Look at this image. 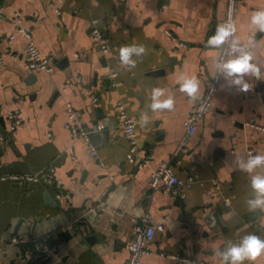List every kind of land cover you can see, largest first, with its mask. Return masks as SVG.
Instances as JSON below:
<instances>
[{
  "label": "crops",
  "instance_id": "crops-1",
  "mask_svg": "<svg viewBox=\"0 0 264 264\" xmlns=\"http://www.w3.org/2000/svg\"><path fill=\"white\" fill-rule=\"evenodd\" d=\"M226 5L227 0H0V176L53 167L60 184L0 181V264H127L133 229L146 214L163 230L148 245L145 264H222L213 248L219 252L248 232L264 237V212L247 209L253 192L249 174L240 169L249 150L264 154V131L255 127L264 128V80L246 77L251 87L243 93L223 78L212 111L199 121L188 148L180 149L187 115L215 72L220 50L206 41L223 23ZM259 9L264 0H238L235 23L237 38L253 40V61L264 67V33L250 25ZM19 19L43 56L56 62L53 72L27 69ZM93 19L110 35L106 55L92 38ZM133 43L144 44L146 52L134 67L122 65L119 50ZM113 72L117 76L110 80ZM185 74L199 80L196 99L179 87ZM154 87L161 89V101L173 100L172 109L147 107ZM118 102L136 121L140 150L134 163L127 157ZM67 103L80 110L87 129L105 127L92 142L99 158L65 127ZM9 112L23 117L14 133ZM163 162L181 179L198 176L185 198L151 189V174ZM248 220L254 224L246 225ZM39 254L48 257L33 261ZM255 264H264V256Z\"/></svg>",
  "mask_w": 264,
  "mask_h": 264
},
{
  "label": "built area",
  "instance_id": "built-area-1",
  "mask_svg": "<svg viewBox=\"0 0 264 264\" xmlns=\"http://www.w3.org/2000/svg\"><path fill=\"white\" fill-rule=\"evenodd\" d=\"M51 6L54 7L53 4ZM59 12V10L57 9ZM238 12V0H227L225 18L223 23L229 19V16L236 22V15ZM1 18V13H0ZM21 20L19 19L16 23L17 32L22 34L26 40V51H27V69L31 71H44L51 73L56 68V62L51 57H45L41 53V51L37 48L35 41L33 39L32 32L25 26L20 24ZM92 38L98 43L101 48V51L104 55L110 52V35L108 30L101 29L99 25V19H93L92 21V29H91ZM237 37V33L234 34ZM16 35H11L9 37L10 40H13ZM184 46V44H182ZM221 55V50L220 54ZM3 63V56L0 52V64ZM116 73H111L109 78L110 80H114L116 78ZM223 81L222 76H217L216 68L213 76L209 78L206 82L205 95L203 99L198 102L192 110L188 113L187 118L184 122L185 126V135L180 142V149L186 150L188 148V142L190 137L195 133L197 129V125L203 117L212 111L214 99L217 95L221 83ZM94 101H98V98L94 97ZM117 116L119 121V126L123 129L125 133V137L129 141V152L128 159L130 162L134 163L136 161V155L140 150L138 143V134L136 131V121L129 116L126 111V108L122 102L117 103ZM9 122V132L14 133L19 128L23 126V117L19 112H9L7 116ZM65 127L69 130L72 136L76 139L84 140L89 149V154L93 158H99V154L96 146L91 142L90 135L93 132L103 131L105 129L104 126L98 125L95 131H91L86 128L82 120V113L80 110L76 109L72 104L67 103L66 105V122ZM257 129L263 130L259 126H255ZM6 134H2V139L5 140ZM253 154V150H249L248 155ZM148 162V158H145L142 162V165H146ZM100 168L104 169V164L100 163ZM54 168L50 167L46 171H40L35 174H8L0 176V181H9L14 184H35L39 183L43 180H47V182L55 185H60L58 181L53 178ZM197 175H191L186 179H181L173 170V167L170 163L163 162L155 169L150 178V186L153 191H174L179 196L185 198L186 197V188H190L193 184L198 182ZM225 205H230V199H225ZM143 225L136 226L133 229V236L128 244L129 250V258L127 264H145L144 257L148 254V245L153 242L155 238V234L157 231L163 230V226H155L152 223V216L150 214H146L142 218ZM254 221L248 220L246 225H253ZM50 237V235H48ZM18 239L14 238L13 242L18 243ZM41 252L50 256L52 254V250L41 246ZM43 254H39L37 258L33 259V261L37 262L39 260H43L45 257ZM171 259H178L177 256H169ZM31 259V257H30Z\"/></svg>",
  "mask_w": 264,
  "mask_h": 264
},
{
  "label": "clouds",
  "instance_id": "clouds-1",
  "mask_svg": "<svg viewBox=\"0 0 264 264\" xmlns=\"http://www.w3.org/2000/svg\"><path fill=\"white\" fill-rule=\"evenodd\" d=\"M251 28L264 33V9L254 12L250 21ZM236 23L229 16V19L216 26L214 34L206 41V46L221 50V55L216 58L215 68L217 76H222L227 82V87L236 88L240 92L247 93L250 84L246 77H254L264 80V67L253 61L252 45L250 38L247 44L242 43L234 34ZM146 52L144 44L124 45L119 50V59L122 65L135 66L137 57H142ZM199 80L195 75L185 74L180 81L179 87L192 99L197 98ZM161 89L153 88L150 103L147 105L153 112L158 109H172L171 98L161 101ZM141 125L148 123L147 113L141 114ZM235 158L241 159L235 155ZM240 169L249 174L252 196L246 198V206L250 212H264V172L257 169H264V154H249L246 159H241ZM214 253L221 258L222 264H244L245 261L255 264L259 257L264 256V237L255 232H248L240 236L237 241H228L217 252Z\"/></svg>",
  "mask_w": 264,
  "mask_h": 264
},
{
  "label": "water",
  "instance_id": "water-1",
  "mask_svg": "<svg viewBox=\"0 0 264 264\" xmlns=\"http://www.w3.org/2000/svg\"><path fill=\"white\" fill-rule=\"evenodd\" d=\"M97 136H99V134H98L97 132H93V133L90 135V140H91V142L94 143V139L97 138ZM45 197H46L47 202H51L52 198L50 197L49 194H46ZM217 222L220 223L218 217H217Z\"/></svg>",
  "mask_w": 264,
  "mask_h": 264
}]
</instances>
